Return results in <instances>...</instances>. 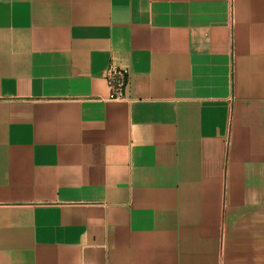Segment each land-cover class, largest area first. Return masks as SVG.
<instances>
[{"label": "crops", "instance_id": "1", "mask_svg": "<svg viewBox=\"0 0 264 264\" xmlns=\"http://www.w3.org/2000/svg\"><path fill=\"white\" fill-rule=\"evenodd\" d=\"M0 264H264V0H0Z\"/></svg>", "mask_w": 264, "mask_h": 264}, {"label": "built area", "instance_id": "2", "mask_svg": "<svg viewBox=\"0 0 264 264\" xmlns=\"http://www.w3.org/2000/svg\"><path fill=\"white\" fill-rule=\"evenodd\" d=\"M127 71L111 68L107 71L109 88V100L119 101L122 99V89L126 83Z\"/></svg>", "mask_w": 264, "mask_h": 264}]
</instances>
